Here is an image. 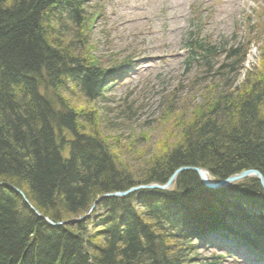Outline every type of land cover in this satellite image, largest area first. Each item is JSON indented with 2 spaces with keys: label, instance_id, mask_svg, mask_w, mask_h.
<instances>
[{
  "label": "trees",
  "instance_id": "16d2710c",
  "mask_svg": "<svg viewBox=\"0 0 264 264\" xmlns=\"http://www.w3.org/2000/svg\"><path fill=\"white\" fill-rule=\"evenodd\" d=\"M86 1L0 0V183L19 190L42 215L36 216L14 190L0 188V264H208L196 257L187 239L173 233L178 218L172 226L173 219L160 207H140L136 193L100 201L93 211L99 215L96 223L89 218L50 227L43 217L52 222L75 219L100 195L163 184L182 166L204 168L214 180L247 169L264 176V66L262 71L247 70L234 86L245 52L231 49L227 60L233 62L218 67L205 60L197 67L203 72L190 82L193 89L203 87V101L188 117L176 104L180 85L158 105L155 124L183 123L182 137L170 144L166 133L144 167L135 168L125 159L137 155L148 133H131V123H126V138L114 135L125 124L109 119L111 110L97 87L108 66L90 54L86 26L92 15L85 10ZM197 48L207 59L208 47ZM192 54L191 49L194 60ZM125 110L121 122L137 111L129 105ZM64 132L72 141H65ZM66 148L68 156L63 157ZM174 188L176 192L163 195L183 208L184 197L209 191L187 171L179 174ZM230 189L253 195L260 218L240 204L217 201L223 193L209 201L216 203L208 209L198 210L199 225L208 222L224 229L226 220L241 222L235 234L263 243L264 191L258 181L246 178Z\"/></svg>",
  "mask_w": 264,
  "mask_h": 264
},
{
  "label": "rangeland",
  "instance_id": "374dc122",
  "mask_svg": "<svg viewBox=\"0 0 264 264\" xmlns=\"http://www.w3.org/2000/svg\"><path fill=\"white\" fill-rule=\"evenodd\" d=\"M86 4L85 10L92 15V22L86 26V32L91 36L89 51L95 60L108 67H119L129 61L142 63L135 76L123 78V82L105 93L103 97L109 100L105 105L102 103L111 110L109 119L118 126L125 124L114 135L124 134L123 138H126V123H131V133L135 132L140 137L148 133L146 144L136 149L137 155L125 159L135 168L144 167L166 133L169 132L166 142L170 144L182 137L183 123L170 125L158 120L159 123L155 124L154 120L159 115L158 105L164 94L182 84V90L176 92L175 96L179 98L176 104L182 109L180 113L183 112L185 117L195 104L202 103L200 88L203 87L199 85L193 89L190 82L195 74L199 76L203 71L191 69L185 73V49L189 37L207 38L209 33L204 29L207 26L205 23L213 18L212 15L222 19L232 11L233 18L228 20V25L222 31L212 35L211 45L219 44L222 40L225 48H239L245 52L234 86L240 83L247 70L262 71L264 66V31L258 29L264 27V0H243L239 9L235 6L230 8V5L217 7L218 2L212 0H89ZM239 10L242 21L233 33L231 23ZM200 26L202 28L198 30ZM224 59L226 53L223 51L218 54V61ZM143 66L145 68L141 69ZM214 80L222 81L221 78ZM221 88L222 82L217 85V89ZM128 105L133 112L137 110L136 114L132 115L133 119L127 118V122H121L125 118L121 113L126 114L125 107ZM141 122L149 123L145 125L148 127L140 126ZM200 254L207 256L209 252Z\"/></svg>",
  "mask_w": 264,
  "mask_h": 264
},
{
  "label": "water",
  "instance_id": "95a60500",
  "mask_svg": "<svg viewBox=\"0 0 264 264\" xmlns=\"http://www.w3.org/2000/svg\"><path fill=\"white\" fill-rule=\"evenodd\" d=\"M181 171H193V172H195L198 175V177L200 178V180L203 183V185L206 186L207 188H211V189H217V188H220V187H223V186H227L228 184H230L232 182H235V181L247 178V177H254L259 182L261 188L264 190V176L259 171L254 170V169H247V170L241 171V172H239L237 174L228 176L227 178H225L222 181H219L217 183L211 184V183L208 182V180H207V178L205 176V172L202 169L195 168V167H180V168H178L177 170H175L173 172V174L169 177V179H168V181H167V183L165 184L164 187H160V186H157V185L133 187V188H130L127 191H124V192H115V193L102 195L96 200V202L98 200H100L102 198H106V197H115V196L116 197H124L127 194H129L131 192H134V191H137L139 189H155V188H157V189H165V188H167L169 186V184L176 177V175L179 172H181ZM46 221L50 225H55L52 222H50L48 219H46ZM72 222L73 221H69V223H72Z\"/></svg>",
  "mask_w": 264,
  "mask_h": 264
},
{
  "label": "bare ground",
  "instance_id": "6f19581e",
  "mask_svg": "<svg viewBox=\"0 0 264 264\" xmlns=\"http://www.w3.org/2000/svg\"><path fill=\"white\" fill-rule=\"evenodd\" d=\"M103 85H104V84H103L102 82H100V81L97 83V87H98V88H102ZM38 94H40V93H38ZM19 217H20V216H19ZM185 217H186L188 220L191 219V215H189V214H187V213L185 214ZM209 217H213V216H212V215H209Z\"/></svg>",
  "mask_w": 264,
  "mask_h": 264
}]
</instances>
